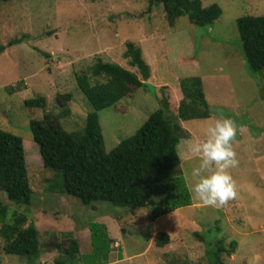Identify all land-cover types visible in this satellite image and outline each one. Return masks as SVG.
<instances>
[{
    "label": "rangeland",
    "instance_id": "obj_1",
    "mask_svg": "<svg viewBox=\"0 0 264 264\" xmlns=\"http://www.w3.org/2000/svg\"><path fill=\"white\" fill-rule=\"evenodd\" d=\"M214 3L223 13L211 27H198L181 17L173 29L161 7L147 11L148 0L0 2V46H6L0 52V128L23 139L33 191L29 215L42 248L53 239L58 244L73 237L80 243L83 258L92 250L89 228L98 223L116 240L104 264H178L181 258L207 264L208 244L200 242L196 233L207 240L223 239L227 248L237 241L236 251L222 256L224 264H264V74L249 69L236 25L241 17L264 15V0H203L205 7ZM21 38V43L8 46ZM130 41L142 49L150 66L149 88L99 113L106 151L132 137L161 108L159 96L163 97L164 88L171 113H177L181 79L198 75L211 117L180 121L189 138L181 139L178 151L189 188L188 173L198 163L190 145L203 138L204 129L218 113L235 121L232 148L239 163L229 171L237 196L224 206L206 207L192 198V206L151 220L150 208H122L107 202L86 206L51 189L54 175L44 167L30 130L32 121L42 120L44 110L28 109L24 101L45 97L46 111L59 114L63 109L57 96L71 93L70 114L61 119V125L69 132L82 130L93 108L78 89L76 74L99 58L136 72L123 57L125 43ZM0 196L9 202L4 194ZM10 205L26 211L25 206ZM158 233L171 237L163 248L155 243ZM59 255L42 251L37 263L54 264ZM0 264L28 263L2 252L0 243Z\"/></svg>",
    "mask_w": 264,
    "mask_h": 264
},
{
    "label": "trees",
    "instance_id": "obj_2",
    "mask_svg": "<svg viewBox=\"0 0 264 264\" xmlns=\"http://www.w3.org/2000/svg\"><path fill=\"white\" fill-rule=\"evenodd\" d=\"M12 1L18 0H0L1 3ZM148 3L149 12L153 7L163 9L173 29L181 17H187L192 25L211 27L223 13L218 4L205 7L203 0H148ZM236 25L249 69L264 74V15L241 17ZM23 38L11 41L8 46L21 43ZM125 46L123 57L136 72L99 58L86 71L76 74V85L93 108L82 130L69 132L61 125V119L70 114L71 93L57 96L58 106L63 109L59 114L46 111L45 97L30 98L24 104L28 109L44 110L42 120L32 121L30 130L44 167L54 175L50 181L52 190L73 196L86 206L107 202L122 208H150L151 220H156L193 205L178 151L181 139H188L189 134L180 121L210 118L211 110L202 78L198 75L184 77L177 92L181 98L177 113H171L164 88L161 90L163 97L159 96L161 108L152 113L132 137L121 141L112 151H106L99 113L116 107L138 90L149 88L146 81L151 77L142 49L131 41ZM5 48L0 46V52ZM0 194L9 201L5 203L0 196V243L5 254L20 257L28 264H38L42 251L59 252L54 264H104L109 261L116 240L98 223L89 228L92 250L83 254V258L80 243L73 237L59 240L58 248H42L39 231L29 215L33 191L23 139L2 128ZM11 203L25 206L26 211L12 209ZM219 224V221L215 224L218 231ZM195 237L208 244L207 264H224L222 256L231 255L238 244L233 241L227 248L223 239L207 240L198 233ZM170 241L167 233H158L155 237L160 248ZM176 259L174 257V261ZM177 263L191 264L184 258Z\"/></svg>",
    "mask_w": 264,
    "mask_h": 264
},
{
    "label": "clouds",
    "instance_id": "obj_3",
    "mask_svg": "<svg viewBox=\"0 0 264 264\" xmlns=\"http://www.w3.org/2000/svg\"><path fill=\"white\" fill-rule=\"evenodd\" d=\"M236 132L235 121L218 113L204 129L203 138L190 145L198 163L188 173L189 193L203 206L220 208L237 196L229 171L239 163L232 148Z\"/></svg>",
    "mask_w": 264,
    "mask_h": 264
},
{
    "label": "water",
    "instance_id": "obj_4",
    "mask_svg": "<svg viewBox=\"0 0 264 264\" xmlns=\"http://www.w3.org/2000/svg\"><path fill=\"white\" fill-rule=\"evenodd\" d=\"M49 247H55V248H58V244H57V242L53 239L52 241H51V243L48 245Z\"/></svg>",
    "mask_w": 264,
    "mask_h": 264
}]
</instances>
